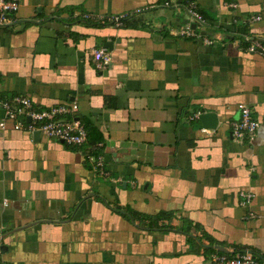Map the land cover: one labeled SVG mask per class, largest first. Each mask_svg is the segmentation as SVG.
<instances>
[{
  "label": "crops",
  "instance_id": "obj_1",
  "mask_svg": "<svg viewBox=\"0 0 264 264\" xmlns=\"http://www.w3.org/2000/svg\"><path fill=\"white\" fill-rule=\"evenodd\" d=\"M20 1L0 27V122L20 94L37 109L77 102L96 132L71 147L0 126V264L264 260V56L246 40L264 38V0H197L214 44L178 35L180 0ZM139 7L121 27L82 17ZM239 103L261 120L253 140L232 136ZM203 109L215 128L190 119Z\"/></svg>",
  "mask_w": 264,
  "mask_h": 264
},
{
  "label": "built area",
  "instance_id": "obj_2",
  "mask_svg": "<svg viewBox=\"0 0 264 264\" xmlns=\"http://www.w3.org/2000/svg\"><path fill=\"white\" fill-rule=\"evenodd\" d=\"M180 1L181 4L184 1L187 20L179 28L178 35L188 39L200 40L205 44H214L216 41L214 37L198 29L200 26H204L206 21L200 11L197 0ZM178 3L180 4L178 1L175 2L176 5ZM165 4L168 6L171 5V2L169 1ZM20 5V0H0V27L14 22L15 14L19 10ZM230 5L232 7L236 6L234 2L230 3ZM146 8L139 7L132 11H121L111 14L85 12L82 14V17L94 24L121 27L129 19L139 15ZM259 18L258 16L255 19ZM216 38H222L221 34L218 37L216 36ZM246 40L249 52L264 56V38L246 37ZM92 54L98 69H106L111 63L112 56L107 47L96 48ZM1 105L5 113L4 119L0 122L2 128L11 125L15 130L29 133L39 132L42 136L55 139L71 147L81 145L88 139L85 125L76 117L79 105L75 101L59 103L46 109H37L29 96L18 94L4 99L1 101ZM238 108L240 110V118L233 122L232 136L240 140L247 137L253 140L261 125V120L253 115L251 108L247 104L239 103ZM200 114L201 111H198L190 116V119L199 118ZM28 118H30L29 121ZM98 164L102 165L101 161H98ZM239 195L243 204H249L254 196L252 192L246 190H241ZM4 203L6 205L8 201L5 200ZM210 263L264 264V260L246 249L236 251L235 254L215 251L210 255Z\"/></svg>",
  "mask_w": 264,
  "mask_h": 264
},
{
  "label": "water",
  "instance_id": "obj_3",
  "mask_svg": "<svg viewBox=\"0 0 264 264\" xmlns=\"http://www.w3.org/2000/svg\"><path fill=\"white\" fill-rule=\"evenodd\" d=\"M195 27V25H194ZM218 115L212 112H206L205 109H203L201 111L200 114V118L202 120V123L204 125V127L206 128H215L217 126L218 123ZM30 120V118H28V121ZM37 135H40L39 132H35ZM207 264H211V263H207Z\"/></svg>",
  "mask_w": 264,
  "mask_h": 264
},
{
  "label": "trees",
  "instance_id": "obj_4",
  "mask_svg": "<svg viewBox=\"0 0 264 264\" xmlns=\"http://www.w3.org/2000/svg\"><path fill=\"white\" fill-rule=\"evenodd\" d=\"M182 4H184V1H182ZM200 11L202 12V10L200 9ZM203 14V13H202ZM83 123V122H82ZM84 125H85V127H86V129H87V132H88V134H91V133H95L96 132V130H95V128L88 122V121H85L84 123H83ZM98 133V132H97ZM96 135V134H95ZM98 135V138H96L95 140H100L101 139V137L99 136V134H97ZM240 250H246V249H240ZM212 251H218V252H225V251H221V250H216V249H212ZM239 251V250H238ZM228 253H230V254H235L236 252H228Z\"/></svg>",
  "mask_w": 264,
  "mask_h": 264
}]
</instances>
